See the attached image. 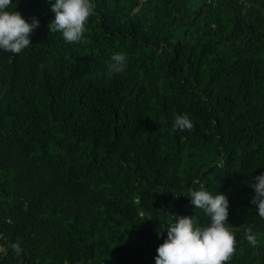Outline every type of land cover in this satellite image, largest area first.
I'll use <instances>...</instances> for the list:
<instances>
[{
  "label": "trees",
  "instance_id": "1",
  "mask_svg": "<svg viewBox=\"0 0 264 264\" xmlns=\"http://www.w3.org/2000/svg\"><path fill=\"white\" fill-rule=\"evenodd\" d=\"M93 2L68 43L47 0H13L40 26L0 51V264H155L169 216L208 222L200 184L229 198L225 264H264V0ZM114 52L128 63L109 78Z\"/></svg>",
  "mask_w": 264,
  "mask_h": 264
},
{
  "label": "clouds",
  "instance_id": "2",
  "mask_svg": "<svg viewBox=\"0 0 264 264\" xmlns=\"http://www.w3.org/2000/svg\"><path fill=\"white\" fill-rule=\"evenodd\" d=\"M54 18L48 23L49 32H59L68 43L84 38L89 17L94 12L93 0H47ZM13 0H0V51L20 54L31 46V35L40 26L38 18L26 21L23 14L13 8ZM128 56L114 52L107 65V76L125 71ZM174 130H191L194 124L187 113H174ZM254 191L251 203L258 215L264 218V173L256 176L251 186ZM187 198L194 209L201 210L208 222L201 224L195 215L171 217L172 222L157 234L163 243L157 249L155 264H225L234 252L236 238L227 223L229 198L204 184L192 188ZM245 238L252 246L257 244V236L249 228ZM14 247L19 250L18 245Z\"/></svg>",
  "mask_w": 264,
  "mask_h": 264
},
{
  "label": "built area",
  "instance_id": "3",
  "mask_svg": "<svg viewBox=\"0 0 264 264\" xmlns=\"http://www.w3.org/2000/svg\"><path fill=\"white\" fill-rule=\"evenodd\" d=\"M0 253H2V250L0 249Z\"/></svg>",
  "mask_w": 264,
  "mask_h": 264
},
{
  "label": "rangeland",
  "instance_id": "4",
  "mask_svg": "<svg viewBox=\"0 0 264 264\" xmlns=\"http://www.w3.org/2000/svg\"><path fill=\"white\" fill-rule=\"evenodd\" d=\"M0 249L2 250L1 246H0Z\"/></svg>",
  "mask_w": 264,
  "mask_h": 264
}]
</instances>
